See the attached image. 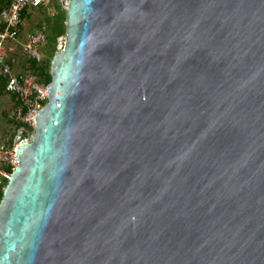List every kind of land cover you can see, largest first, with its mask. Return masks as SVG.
Wrapping results in <instances>:
<instances>
[{
    "label": "water",
    "instance_id": "95a60500",
    "mask_svg": "<svg viewBox=\"0 0 264 264\" xmlns=\"http://www.w3.org/2000/svg\"><path fill=\"white\" fill-rule=\"evenodd\" d=\"M66 27L0 264H264V0H70Z\"/></svg>",
    "mask_w": 264,
    "mask_h": 264
},
{
    "label": "built area",
    "instance_id": "2783aa9c",
    "mask_svg": "<svg viewBox=\"0 0 264 264\" xmlns=\"http://www.w3.org/2000/svg\"><path fill=\"white\" fill-rule=\"evenodd\" d=\"M4 1L5 5L0 8V87L15 98L12 118L19 125V131L25 130L32 137L36 130L35 116L49 99L47 85L37 71L45 57L49 32L45 23L27 32L25 20L30 9L47 6L49 0ZM20 145L21 142L0 143V197L19 165L16 151Z\"/></svg>",
    "mask_w": 264,
    "mask_h": 264
},
{
    "label": "rangeland",
    "instance_id": "374dc122",
    "mask_svg": "<svg viewBox=\"0 0 264 264\" xmlns=\"http://www.w3.org/2000/svg\"><path fill=\"white\" fill-rule=\"evenodd\" d=\"M70 0H49L47 6L30 9L25 20V30L32 32L43 23L47 24L49 41L44 48V60L39 71L51 72V65L56 53L62 49L66 41L67 8ZM52 15H50V13ZM25 62V61H21ZM29 62L26 61V64ZM15 98L0 87V143L12 145L19 133V125L12 118L15 109ZM31 141V137L28 142ZM26 142V143H28Z\"/></svg>",
    "mask_w": 264,
    "mask_h": 264
},
{
    "label": "trees",
    "instance_id": "16d2710c",
    "mask_svg": "<svg viewBox=\"0 0 264 264\" xmlns=\"http://www.w3.org/2000/svg\"><path fill=\"white\" fill-rule=\"evenodd\" d=\"M4 5H5V1H4V0H0V8L3 7ZM33 67H35V64H33ZM38 69H39V68H38ZM39 70H40V69H39ZM39 70H37V71H38V74L40 75L42 81H43L46 85H48L49 82L51 81V72H48V73H45V74H44V72L39 71ZM2 82H3V80H2ZM1 88H2V87H1ZM1 199H2V196L0 197V201H1Z\"/></svg>",
    "mask_w": 264,
    "mask_h": 264
}]
</instances>
